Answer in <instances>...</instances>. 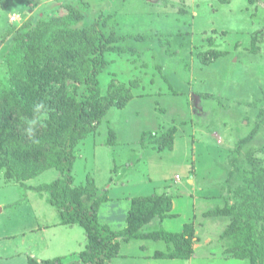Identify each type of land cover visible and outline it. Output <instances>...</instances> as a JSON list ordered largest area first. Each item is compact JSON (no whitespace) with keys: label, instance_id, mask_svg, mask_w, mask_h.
<instances>
[{"label":"rangeland","instance_id":"374dc122","mask_svg":"<svg viewBox=\"0 0 264 264\" xmlns=\"http://www.w3.org/2000/svg\"><path fill=\"white\" fill-rule=\"evenodd\" d=\"M49 1L13 0L8 11L0 8V47L13 25L19 27L36 14L49 16L42 11ZM85 2L92 15L102 11L112 16L107 25L116 35L139 34L146 41L128 43L133 54L106 56L109 65L99 76L101 94L113 83L132 98L123 109L111 107L95 134L79 144L73 184H83L89 175L100 191L105 188L115 203L103 204L98 218L113 231L125 226L129 196L164 191L173 196L171 213L176 217L161 224L155 219L146 230L161 226L179 232L184 224L193 223L194 252L189 260L153 259L155 250L165 249L163 242L131 241L122 245L128 256L125 264H249L226 251L228 242L222 235L230 219L207 213L225 205L234 149L264 108V0L255 5L245 0ZM254 36L259 39L258 53L250 52ZM210 49L224 54L203 65L197 54ZM169 127L176 128L173 149L158 152L144 136ZM108 128L116 134L112 146L105 144ZM263 142L264 127L241 147L239 161L245 151L256 150ZM254 155L264 163V154ZM58 177L51 169L24 184L34 187ZM58 221L44 194L6 182L0 170V264H28V257L53 259L45 257L46 252L59 249V257L82 252L83 229L51 225ZM137 246L143 249V258L135 259Z\"/></svg>","mask_w":264,"mask_h":264},{"label":"trees","instance_id":"16d2710c","mask_svg":"<svg viewBox=\"0 0 264 264\" xmlns=\"http://www.w3.org/2000/svg\"><path fill=\"white\" fill-rule=\"evenodd\" d=\"M12 1L0 0V8L8 11ZM216 1L229 4L231 0ZM245 1L255 5L260 0ZM42 9L49 16L36 14L19 27L13 25L6 32V44L0 47V170L6 182L44 194L58 214L59 225L81 227L86 245L78 254L42 261L28 257L27 263L110 264L118 256L120 244L131 241L163 242L164 251H155L153 259L189 260L194 252L193 223L184 224L179 232L161 226L146 230L155 219L161 224L176 217L168 192L130 198L125 226L113 231L97 218L100 207L109 200L105 188L100 191L89 175L83 184H73L79 144L95 134L111 107L123 109L132 98L128 90L113 83L101 94L99 76L109 65L106 56L133 54L128 43H143L146 37L116 35L107 25L112 16L102 11L92 15L85 0H50ZM257 42L254 36L251 53H258ZM223 54L210 49L197 55L207 65ZM263 118L264 108L258 111L247 138L234 149L232 170L225 180V205L207 213L230 219L222 235L228 242L226 251L249 264H264V163L254 155L264 154V142L256 150L245 151L241 161L239 154L264 127ZM175 133L176 128L169 127L144 137L156 151H170ZM115 139V132L108 128L105 144L112 146ZM51 169L59 177L50 183L24 184Z\"/></svg>","mask_w":264,"mask_h":264},{"label":"crops","instance_id":"0c3cea01","mask_svg":"<svg viewBox=\"0 0 264 264\" xmlns=\"http://www.w3.org/2000/svg\"><path fill=\"white\" fill-rule=\"evenodd\" d=\"M107 196H108V198H109V200L106 202V203H104V205H110V206H112L111 204H114L115 202H113V199L107 194ZM133 196V195H132ZM129 198H132L131 196H129L128 197V199ZM127 199V198H126ZM100 210L101 209H99V212H100ZM98 212V214H103V213H99ZM98 214H97V218H98ZM124 214V213H123ZM100 219L98 218V221H99ZM56 225V226H62V227H65V226H63V225H59V221L58 222H56V223H52L51 225ZM102 224V223H101ZM66 227H68V226H66ZM146 242V241H145ZM148 242V241H147ZM150 242V241H149ZM138 243H140V245H143V241H138ZM124 244V245H123ZM129 243H121L120 244V247H119V253H118V256L117 257H115V258H113L111 261H110V264H119V262H121V264H125V262L127 261L128 262V256L126 255V252L124 253L123 251H122V245L123 246H126V245H128ZM138 247V252L136 253V255L134 256L135 257V259H140V258H143V249H141L140 248V246H137ZM42 249H43V247H42ZM44 250V249H43ZM50 250V249H49ZM51 250H53V249H51ZM60 251H61V249H59V250H57V251H55V252H53V253H51V252H46V254H47V256H45V257H53V258H55V257H59V254H60ZM155 251H164V250H155ZM154 251V252H155ZM133 257V258H134Z\"/></svg>","mask_w":264,"mask_h":264},{"label":"built area","instance_id":"2783aa9c","mask_svg":"<svg viewBox=\"0 0 264 264\" xmlns=\"http://www.w3.org/2000/svg\"><path fill=\"white\" fill-rule=\"evenodd\" d=\"M15 20H16V17H12V18H11V21H15Z\"/></svg>","mask_w":264,"mask_h":264}]
</instances>
